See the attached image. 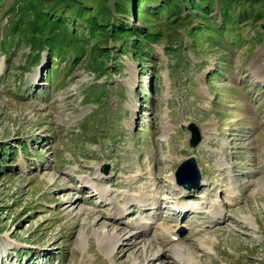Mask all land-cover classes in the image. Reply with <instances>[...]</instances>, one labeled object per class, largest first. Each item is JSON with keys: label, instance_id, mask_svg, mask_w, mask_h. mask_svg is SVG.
I'll use <instances>...</instances> for the list:
<instances>
[{"label": "rangeland", "instance_id": "obj_1", "mask_svg": "<svg viewBox=\"0 0 264 264\" xmlns=\"http://www.w3.org/2000/svg\"><path fill=\"white\" fill-rule=\"evenodd\" d=\"M131 1L0 0V264H192L175 256L187 247L196 264H264V0H143L119 16ZM50 8L93 46L131 39L88 34L121 20L158 41L144 63L123 43L102 73L88 48L37 60L19 31ZM190 157L204 184L188 192L175 172ZM183 202L196 209L176 214ZM107 236L121 239L110 254Z\"/></svg>", "mask_w": 264, "mask_h": 264}, {"label": "trees", "instance_id": "obj_2", "mask_svg": "<svg viewBox=\"0 0 264 264\" xmlns=\"http://www.w3.org/2000/svg\"><path fill=\"white\" fill-rule=\"evenodd\" d=\"M163 2L165 0H162ZM143 0H132L130 3H127L124 11H121L117 13L119 16H127L128 12L130 10L137 11V13L142 15L140 12L141 3ZM150 2H157L156 0H149L146 3V6L149 5ZM210 7V6H209ZM129 8V9H128ZM188 8V7H186ZM194 8V7H193ZM146 11H149V9H145ZM30 12H34V10L30 9ZM191 12V11H190ZM197 14V13H196ZM36 19L34 21V26H36L32 32L25 33V36L22 35L23 31L25 29L21 28L19 31L21 34L20 38L24 40H29L28 35H31V39L33 42H35L36 45H33L36 47L37 56L35 59H39L38 57L42 52L45 51V48H48L49 53V59L54 61L52 57H59L61 60L69 59L66 57V54L70 53L72 55L71 61H79L81 58V55L86 52L87 48L89 49V57H91L90 61H87V65H89L94 71L102 73V70L105 71L108 68V62L107 60H112L114 57V53L122 51L120 46L123 43L125 44V48L123 51L128 52L133 51L134 55H136L139 58V61L144 63L147 62L146 59H149L148 55V45H152L153 43H157L158 37L156 33L151 32L152 30L149 29L147 32L146 29L140 28V27H132L129 23H124V20L119 19L120 24L113 23V26L108 25L105 26L103 24H98L97 29L101 30L99 32V35H94L95 31L91 28H88L91 32L88 34L90 37L94 40L97 39V37H100L102 33L107 34L103 37H110L114 36L115 33L119 34H125L127 36H130L131 39L127 41L119 40L118 45H115L114 51L109 49V44L101 41H96V45L93 46L92 43L87 39H85V31H78L75 29H71L72 24L76 26V23L68 24L65 22V15H61L57 10L50 8L49 10L43 9V15L34 13ZM135 16V13H133ZM191 14H189L190 16ZM97 18H95L96 20ZM42 20V21H41ZM178 21V20H177ZM39 22V23H38ZM82 25L83 23L80 22ZM42 24V25H40ZM44 28V29H41ZM84 29L86 27L83 25ZM112 28V30H111ZM48 31V34L46 35V38L49 39L48 42L44 39L45 32ZM102 32V33H101ZM112 39V37L110 38ZM70 45V46H69ZM35 60V61H37ZM72 62V63H73ZM54 63V62H53ZM55 65V63H54ZM53 65V66H54ZM146 66V65H145ZM52 70H55L53 68ZM26 148V147H25ZM24 148V149H25ZM3 160L0 159V164Z\"/></svg>", "mask_w": 264, "mask_h": 264}, {"label": "water", "instance_id": "obj_3", "mask_svg": "<svg viewBox=\"0 0 264 264\" xmlns=\"http://www.w3.org/2000/svg\"><path fill=\"white\" fill-rule=\"evenodd\" d=\"M188 130L191 131L192 138L190 141V146L192 148H198L204 140L200 129L195 123H192L191 125H189ZM179 166L180 167L175 172V179L178 183V186L190 192L191 190L201 188L202 184L204 183L197 159L195 157H190ZM106 171L108 173L109 169L106 168Z\"/></svg>", "mask_w": 264, "mask_h": 264}, {"label": "bare ground", "instance_id": "obj_4", "mask_svg": "<svg viewBox=\"0 0 264 264\" xmlns=\"http://www.w3.org/2000/svg\"><path fill=\"white\" fill-rule=\"evenodd\" d=\"M261 81V80H260ZM176 185H177V183H176ZM96 186H94V188H95ZM102 190L103 189H98L97 190V192H99V194L102 196L103 195V193H102ZM104 191V190H103ZM142 194H144V193H142ZM146 195V194H145ZM145 195H139V197H137V199L138 198H141V202L142 201H144V199L145 198H147L148 199V203H144L143 202V204H145V205H149L150 207H156V206H158L159 205V201H158V199L154 196V197H151V196H149V195H147V196H145ZM129 202H130V200H128L127 201V203L129 204ZM140 202V203H141ZM178 204H181V203H178ZM177 206V205H176ZM178 207H180V205H178ZM176 208V209H181V210H183V212H190V211H192V210H195L196 208L194 207V204H186V203H182V208ZM214 208H215V214L218 216L219 214H220V212H219V209L216 207V206H213ZM118 207H113V211H120L121 212V209H117ZM214 212V211H213ZM117 213V212H116ZM187 214V213H186ZM115 216H117V214H114ZM118 215H120V213H118ZM120 240L121 239H119L118 237H116V238H112V237H110V236H107L105 239H103L102 240V243L101 244H104V246H105V251L106 252H108V254H110V253H113V251H114V249H115V247L117 246V244L120 242ZM201 245L205 248V249H209V247L211 246L210 245V242H209V240H207V241H204V240H202L201 242ZM177 258H178V260L179 261H184V262H186V263H192V264H196L195 263V261L193 260V257L191 256V250H190V248L189 247H187V248H178L177 250H176V255H175ZM193 261H194V263H193ZM135 264H143L142 262H139V263H135Z\"/></svg>", "mask_w": 264, "mask_h": 264}]
</instances>
